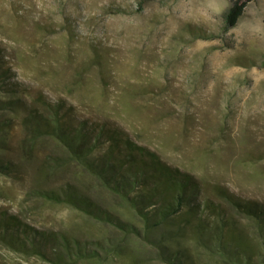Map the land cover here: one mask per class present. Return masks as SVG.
Listing matches in <instances>:
<instances>
[{
    "label": "rangeland",
    "instance_id": "rangeland-1",
    "mask_svg": "<svg viewBox=\"0 0 264 264\" xmlns=\"http://www.w3.org/2000/svg\"><path fill=\"white\" fill-rule=\"evenodd\" d=\"M232 1L0 0V45L13 67L9 78L20 80L30 100L64 98L81 117L123 124L208 185L264 201V0L250 1L225 30ZM14 123L6 150L30 170L0 171V210L89 244L123 242L120 255L72 264H169L143 237L123 236L66 201L38 196L33 163L49 154L67 161L66 150L48 136L27 150L31 132L19 118ZM90 179L66 163L46 184H80L122 219L142 225L124 201ZM180 244L197 264H221L191 238ZM0 264L57 263L0 242Z\"/></svg>",
    "mask_w": 264,
    "mask_h": 264
},
{
    "label": "trees",
    "instance_id": "trees-1",
    "mask_svg": "<svg viewBox=\"0 0 264 264\" xmlns=\"http://www.w3.org/2000/svg\"><path fill=\"white\" fill-rule=\"evenodd\" d=\"M250 1H232L225 13V30L237 24ZM13 74L0 45V171L17 176L23 168L30 170L6 150L7 135L19 118L31 132L25 141L27 150L34 151L39 138L45 136L66 150L67 161H58L49 154L42 162L33 163L37 177L34 191L38 196L66 201L90 218L115 225L123 236L143 237L169 264H197L190 247L180 244L188 238L221 264H264L263 200L242 196L220 183L208 185L195 173L170 163L156 149L140 142L123 124L81 117L64 98L40 96L30 100L23 95L20 80L9 78ZM7 111L13 115L3 116ZM66 163L84 169L101 188L124 201L142 225L122 219L80 184L66 181L59 187L47 185L46 180L60 174ZM0 242L57 264L125 251L120 240L89 244L67 233L39 228L5 209L0 210Z\"/></svg>",
    "mask_w": 264,
    "mask_h": 264
}]
</instances>
